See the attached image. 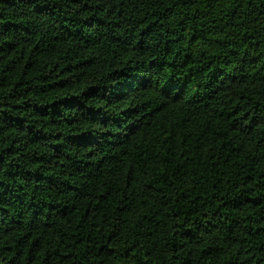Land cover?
I'll list each match as a JSON object with an SVG mask.
<instances>
[{
    "label": "trees",
    "instance_id": "obj_1",
    "mask_svg": "<svg viewBox=\"0 0 264 264\" xmlns=\"http://www.w3.org/2000/svg\"><path fill=\"white\" fill-rule=\"evenodd\" d=\"M0 264H264V0H0Z\"/></svg>",
    "mask_w": 264,
    "mask_h": 264
}]
</instances>
